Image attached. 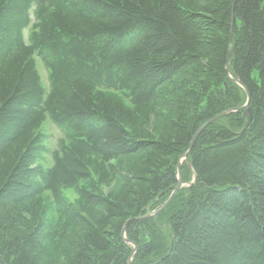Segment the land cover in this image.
I'll use <instances>...</instances> for the list:
<instances>
[{"label":"trees","instance_id":"16d2710c","mask_svg":"<svg viewBox=\"0 0 264 264\" xmlns=\"http://www.w3.org/2000/svg\"><path fill=\"white\" fill-rule=\"evenodd\" d=\"M232 13L231 74L249 90L252 122L240 132L247 119L234 111L207 126L188 157L195 184L145 219L178 183L176 149L187 148L211 117L247 100L226 77ZM200 60L218 86L198 95L190 86L174 89L184 99L202 97L199 116L185 120V110L159 92ZM167 104L179 114L176 136L150 145L136 122ZM235 116L243 122L232 126ZM48 119L63 137L42 164ZM143 153L148 182L138 177L144 184L120 197L93 183L98 171L112 183L119 159ZM64 190L106 214L82 217ZM48 200L54 228L62 213L82 226L66 264H128L134 244L131 264H264V0H0V264H53L44 244L67 240L66 227L29 221ZM124 227L132 244L121 236Z\"/></svg>","mask_w":264,"mask_h":264},{"label":"rangeland","instance_id":"374dc122","mask_svg":"<svg viewBox=\"0 0 264 264\" xmlns=\"http://www.w3.org/2000/svg\"><path fill=\"white\" fill-rule=\"evenodd\" d=\"M230 31H231V26H230ZM28 32H29L28 30L25 31L26 41H27ZM233 35H234V26L232 27L231 34H229V44H228V52H229V49L231 47V52H230L231 53V60H232V56H233ZM228 57H229V54H228ZM35 60H36L37 67L40 71L41 77L43 79V82L45 85L48 86L47 71L44 67V64H43L40 57L36 56ZM227 61H228V58H227ZM198 66L200 69L196 68V70H192V68H190V66H187V67L185 66L186 68L184 67L185 69L183 68L173 78V80L171 82H167V83L163 84V86H161L160 92H159L160 100L172 101V103L177 104L178 106H181L183 108V110H185V111H183V116L185 115L184 116L185 120L193 119V121H194V119H196L199 116L198 114H200V111L202 110V106L200 104L202 97H201V100L199 98L197 101H195V99L193 97H190V96H188L189 99H184L183 94H179V93L175 92L174 89H181L182 90V88L184 86H186V87L190 86L189 89L191 91L197 93V95H198V93H201L202 89L205 87H207L211 91L210 88H214V87L218 86V84L215 81H213L212 79L209 78L211 76V74H209V69H205L206 68V60H200L198 63ZM226 67H227V62H226ZM226 67H225V70L227 72ZM226 77L230 81H233L232 79L235 78L231 74V64H230V72L229 73L227 72ZM250 101H251V96H250ZM174 107H176V106L173 104H171V107H169L167 104L166 108L164 110H159L160 105H157V108L149 116L145 117V119H143L141 121L136 122V125H137L136 129H138L139 132L141 133V135H140L141 139H143V137H145V141H148L150 143V145H153L154 143L157 142L158 139L166 140L169 137L171 138L172 136H176L177 124H175L173 122V120L175 122L176 121L179 122L178 121L179 120V114H177L174 111L175 110ZM238 107H240V106H238ZM238 107H236V108H238ZM249 108H250V104H249ZM231 110H234V109H231ZM250 110H251V108H250ZM242 112H243L244 117L247 119V116L244 114L245 111H242ZM218 114H216V115H218ZM215 116H213V117H215ZM213 117H211L210 119H212ZM223 117L224 116L219 118L221 123H223L225 120V119H223ZM138 118H140V117H138ZM219 119H217V120H219ZM209 120H207V121H209ZM216 121H214V122H216ZM240 121L243 122L242 117L241 116H235L230 121V124L232 126H236ZM214 122H212V123H214ZM205 123L201 124L198 127V129L200 127H202ZM245 126H246V124H245ZM245 126H244V128H245ZM206 128L207 127L205 126L201 130V132L203 130H205ZM198 129L196 130L192 139L190 140L188 147L185 149H179V147H178L176 149L175 153L173 154V156L174 155L180 156L176 165H175L176 171L178 172L179 165H180V168L182 170L183 165L186 162L189 165L188 168L191 172V174L188 176V182L187 183L183 182V180H182L183 185H182L181 189L183 187H191L192 185H194L195 180L197 178L194 169L191 167L192 163L190 164L188 157H189L191 150L194 146V143L197 139V137H196L194 143L191 144L195 134L198 131ZM243 129H240V132H242ZM42 130L46 136L45 143L49 149V151L44 154V160H42V164H44V163L48 164V163H50V161H52L50 152L58 149V142L63 137V133L55 124L52 123V121L50 119H48L43 124ZM201 132L199 133V135L201 134ZM151 148H153V146H151ZM188 151H190V152L188 153L187 160L185 158L183 159V155L185 153H187ZM166 152H170V151L166 150ZM145 155L146 154L143 153V154H137L135 156H132L129 159L128 158L127 159H119L121 161L118 164V171H117V174L115 176L116 177L115 180H113V178H112V181H111L112 183H108V182L103 183L102 182L103 180L99 176V171L94 172V177H93L94 182L93 183L101 189V192L104 195L107 193H110V194L115 195L116 197H120L121 194H123L125 191H127L129 185L132 187V186H139L141 184H144L143 181L138 180V177H141L143 179L145 178L147 180L146 182H148L150 180L151 176H148V174L145 173L146 168H145V165L143 166V162L141 160V159H143L145 162H147V160L149 159V156L145 157ZM146 158H147V160H146ZM122 160H124V161H122ZM174 164L175 163H173V161H172L171 165L174 166ZM84 184H85L84 185L85 187L88 186L86 183H84ZM74 191L73 190H64V195L67 194V196H68L67 198L71 202V204H70V206H72L71 208L76 209L77 211L81 212L82 217L85 218V216H86V217H89L91 219L94 216L101 217V215L106 214L105 210L102 209V210H94V212L97 213V215H94V212L92 211V209L87 208L81 202V200H79L80 199L79 195H77ZM177 193H176V195H177ZM169 197L170 196L168 195V197L164 200L163 203H165L169 199ZM163 203H161L159 205V208L161 207V205ZM155 211H157V210H154V211H152V212H150V213H148L142 217H145L149 214L155 213ZM61 215H62V218L64 217L61 221V223H62L61 227L59 226L58 228H54V222L56 221L55 220L56 208L54 206V202L49 201V200L47 202H45L40 208H38V210L31 212V214L29 215V221L31 222L32 225H35V226L38 223L43 221L44 224L47 225V228L50 227L48 225L50 222L52 224L51 225L52 229H57L59 231H62L66 227L65 233H66V237L68 238L67 240H61L59 236L57 238L52 237V240H50V244H48V243L44 244V246L47 247L51 252V259H52L53 264H66L67 263V261H68L67 257L71 253L70 248L73 246L74 240L81 234L79 232H81V230H82L81 224H79V226H76V223H73L71 220H69L67 215H65L63 213ZM138 218H140V217H138ZM129 220L130 219H128L127 221H129ZM34 227H32V229H34ZM56 233L58 234L59 232L57 231ZM121 236H122V233H121ZM48 239H50V238H48ZM41 260L47 261L48 256L46 254L42 253V259ZM128 261H129V259H128Z\"/></svg>","mask_w":264,"mask_h":264},{"label":"water","instance_id":"95a60500","mask_svg":"<svg viewBox=\"0 0 264 264\" xmlns=\"http://www.w3.org/2000/svg\"><path fill=\"white\" fill-rule=\"evenodd\" d=\"M233 12H234V9H233ZM234 24H235V14L232 13L231 31H230V34L232 32V27L234 26ZM230 52H231V47H230L229 52H228L229 57H227L228 58V61H227V67H226V69H227V72L228 73L230 72V64H231V61H230L231 60V53ZM232 80H233L234 83L238 84L239 86H241L246 91V93H247V100H246V102L242 106H240L238 108H235L234 110H231V109L225 110V111L219 113L218 115H216L215 117H213L212 119H210L209 121H207L202 127H200L198 129V131L195 134V136H194L193 141H192L191 144L194 143L196 137H198L199 133L201 132V130L205 126L207 127L209 124H211L212 122L216 121L220 117L226 116L227 114H229L231 112H234V111H245L244 114L247 116V123H246V126L243 129V131H245L250 126L253 117H252V112H251V110L249 108V104H250V93H249V90H248V88L244 85V83L239 78L235 77ZM225 87H226V92H228V84L227 83H225ZM189 152L190 151H188L187 153H185L183 155V159L185 158L187 160V156H188V153ZM182 185H183V182H182V170H181L180 165H179V169H178V183H177L175 189L172 191L169 199L165 203H163L161 205V207L157 211H155V213L149 214V215H147V216H145L143 218H145V219H147V218H153V219H155L156 216L173 200L174 196L181 189ZM131 220H134V219H131ZM122 238H123L124 242L131 243L132 244V242H130L126 238V230H125V227L123 228V231H122ZM133 246H134V248H133V251H132L131 256L129 258L128 264H131L132 257L134 256V254L137 251V246L135 244Z\"/></svg>","mask_w":264,"mask_h":264}]
</instances>
